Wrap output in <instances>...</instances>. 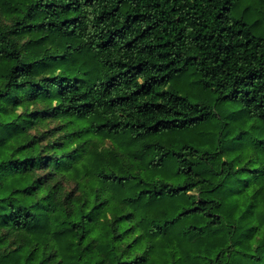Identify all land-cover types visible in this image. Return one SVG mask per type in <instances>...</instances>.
Returning a JSON list of instances; mask_svg holds the SVG:
<instances>
[{"label": "trees", "instance_id": "obj_1", "mask_svg": "<svg viewBox=\"0 0 264 264\" xmlns=\"http://www.w3.org/2000/svg\"><path fill=\"white\" fill-rule=\"evenodd\" d=\"M238 2L0 0V264L260 263L264 135L235 159L223 121L156 139L211 119L171 86L189 67L264 124V35Z\"/></svg>", "mask_w": 264, "mask_h": 264}, {"label": "rangeland", "instance_id": "obj_2", "mask_svg": "<svg viewBox=\"0 0 264 264\" xmlns=\"http://www.w3.org/2000/svg\"><path fill=\"white\" fill-rule=\"evenodd\" d=\"M257 3H259V5L255 7L254 5ZM234 14L238 17H244L249 22L257 24L255 25L257 33L264 35V0H239L234 9ZM171 86L178 89L182 94L187 95L193 102L205 103L212 106L211 119L186 132H174L170 134L171 136L169 137L165 135L160 137L157 136V140L160 138L161 140L170 141L171 137L177 141L176 144L183 140L194 142L202 141L210 132L215 133L217 131V124L223 121L225 122L224 129L226 133L222 148L227 149L228 158L235 159L240 157L241 153L245 154L248 151V148H244V146H237L239 139L246 136L248 140H251L252 138L264 135V124L262 121L249 117L241 101L220 98L213 90L206 89L200 83L199 76L193 67H189L188 70L176 75L171 82ZM36 106L42 107L44 104H31L30 108L34 109ZM19 110H22V108ZM61 124V120L59 119L47 118L38 124L37 128L31 131L33 133L46 131L48 135L46 142H48L52 141L54 139L53 137H58L61 134L58 131L62 126ZM242 129H245L246 132L240 133ZM51 132L57 133L52 137L50 136ZM102 146H112L111 140H106ZM235 147L237 148L233 149ZM261 254L262 259L259 264H264V248Z\"/></svg>", "mask_w": 264, "mask_h": 264}]
</instances>
